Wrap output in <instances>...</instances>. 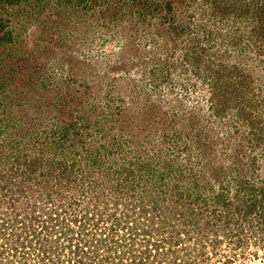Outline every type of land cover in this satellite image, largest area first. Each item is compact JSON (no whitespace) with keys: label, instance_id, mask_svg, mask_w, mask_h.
I'll list each match as a JSON object with an SVG mask.
<instances>
[{"label":"rangeland","instance_id":"rangeland-1","mask_svg":"<svg viewBox=\"0 0 264 264\" xmlns=\"http://www.w3.org/2000/svg\"><path fill=\"white\" fill-rule=\"evenodd\" d=\"M121 1L111 30L134 35L132 47L123 52L120 39L97 37L92 46L75 48L79 65L86 62L75 66V77L55 68L67 80L98 86L91 98L106 112L116 105V114L135 116L139 144L126 145L128 132L100 139L81 127L66 135L70 143L46 154L44 165L34 159L40 148L29 153V163L6 146L0 264H264V210L242 211L251 196L264 195V139L249 134L241 105L217 113L236 98L232 83L250 73L241 107L255 100L257 129L264 126V56L253 43L227 52L213 39L217 30L230 35L231 29L205 15L206 0H184L186 8L171 11L150 8L158 0ZM261 10L231 26L237 39L264 35ZM199 51L201 58L193 59ZM216 72L228 89L215 85ZM222 195L226 205L217 204ZM227 210L234 211L228 218Z\"/></svg>","mask_w":264,"mask_h":264},{"label":"trees","instance_id":"trees-1","mask_svg":"<svg viewBox=\"0 0 264 264\" xmlns=\"http://www.w3.org/2000/svg\"><path fill=\"white\" fill-rule=\"evenodd\" d=\"M24 1L25 3L22 0H0V156L4 154L6 146L13 145L12 149H17L16 154L19 152L23 154V158L18 156L19 158L16 159L29 162L26 159L29 153L36 152L40 148L41 154L34 159L44 165L46 154L57 148L62 149L64 143H70L66 135L71 131L80 132L81 127L94 129L100 139L110 137L114 139L113 135H110L113 130L128 132L126 145L139 144L140 138L138 139L135 129L138 130L141 126L131 118L135 116L128 117L125 113L116 114L115 110L118 109L116 105L113 106L114 109L106 112L96 98H91L96 95L98 86H93L95 90L97 88L93 91L90 83L82 81L78 83L77 80H81L79 78L67 80L64 73H58L55 68L60 64L63 66L62 70L67 69L68 74L71 73L73 77L76 65L86 66V62L79 65L81 61L75 57V48L92 46V41L97 37L120 39L123 52L132 47L134 35L130 36L125 28L111 30L113 25L111 26L110 23L115 24L121 16L122 1L111 3L108 0H55L54 4L53 0ZM231 1L232 3L229 4L226 0H206L208 6L204 14L225 23L227 26L225 29H231L230 35L217 30L213 39H218L220 44L226 47L227 52H230L231 48L237 49L241 45L249 47L248 45L253 43L257 48V56H264V35L259 39L255 38L254 42L253 37H248V40L244 37L237 39L231 27L239 20L243 21L244 14L253 12V8L256 14L258 11L263 12L261 9L264 0ZM161 2L162 0L152 1L150 8L171 11L178 7L182 10L187 6L183 4L184 0H167L165 6ZM246 3L250 5L245 6ZM96 7H100V12H96ZM243 7L245 9H242ZM207 39L213 40L210 35ZM205 51L203 47L202 52ZM200 53L201 51L195 52L193 59H198ZM218 61V65L223 66L220 58H217L216 62ZM216 74L215 85L219 87V83L222 82L220 79L225 80V77H218L219 74L217 72ZM252 79V74L241 73L238 80L235 79V83L231 81L235 84L234 89L238 88L236 90L238 93H235L236 98L225 104V107L224 104L220 105L217 113L231 110L232 105L236 108L242 106V103L246 102L247 94L250 93L246 83L251 85ZM222 85L228 89L227 83ZM245 85L247 89L244 90ZM133 89L135 93L132 99L136 100V96L139 97L138 89ZM112 90L109 91L113 92ZM248 103V109L240 106L237 112L242 116L244 126L247 124V127L253 130L249 134L252 133L251 135H254L259 142L264 139V126L260 127V130L257 129L261 118L258 114L255 116L256 101L249 98ZM260 104L264 105V101ZM137 112L141 115L140 110ZM145 120L147 117L143 118V125ZM116 143L117 146L123 147L124 143L120 139L116 140ZM15 153L13 152L12 155ZM50 160L53 159H46L47 163ZM239 185L246 192L248 190L251 193V189L246 187L244 181H240ZM260 191L264 194V187H261ZM247 201L242 209V211L245 209L244 214L264 210V195L251 196ZM217 204H227L224 195L220 196ZM233 213L234 211L227 210L226 218ZM261 214L264 216V211Z\"/></svg>","mask_w":264,"mask_h":264}]
</instances>
